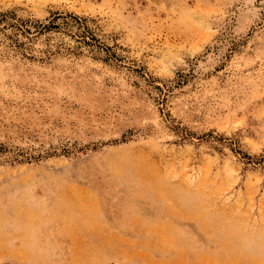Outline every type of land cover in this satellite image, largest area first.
Wrapping results in <instances>:
<instances>
[{
	"label": "rangeland",
	"instance_id": "1",
	"mask_svg": "<svg viewBox=\"0 0 264 264\" xmlns=\"http://www.w3.org/2000/svg\"><path fill=\"white\" fill-rule=\"evenodd\" d=\"M0 264H264V0H0Z\"/></svg>",
	"mask_w": 264,
	"mask_h": 264
},
{
	"label": "trees",
	"instance_id": "2",
	"mask_svg": "<svg viewBox=\"0 0 264 264\" xmlns=\"http://www.w3.org/2000/svg\"><path fill=\"white\" fill-rule=\"evenodd\" d=\"M75 23L77 26H81V28H77L76 30V37L83 40V43L87 46H91L92 43L95 41V38L90 35L86 36L87 32L85 31L84 26H82L81 19L66 15H55L52 16L50 20L47 22H39V21H31V20H22L19 23L14 24V38H12L13 46L17 48H21L24 51H26L29 55H33L32 53L35 50H32L31 44H33L34 37H29L32 34L41 35L43 33H49L51 31L59 30V29H68L70 27V23ZM18 36H22L26 38V40L29 42L28 44L25 43H19ZM26 46V47H25ZM51 48L48 46L45 49L36 51L39 54V57H46L51 55ZM33 57V56H31ZM25 160H29L28 158H24Z\"/></svg>",
	"mask_w": 264,
	"mask_h": 264
},
{
	"label": "bare ground",
	"instance_id": "3",
	"mask_svg": "<svg viewBox=\"0 0 264 264\" xmlns=\"http://www.w3.org/2000/svg\"><path fill=\"white\" fill-rule=\"evenodd\" d=\"M263 263V262H262Z\"/></svg>",
	"mask_w": 264,
	"mask_h": 264
}]
</instances>
